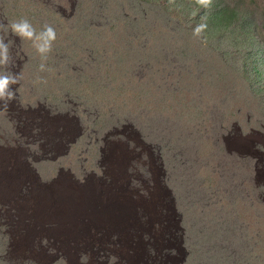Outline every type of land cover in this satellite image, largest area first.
<instances>
[{"label": "rangeland", "instance_id": "rangeland-1", "mask_svg": "<svg viewBox=\"0 0 264 264\" xmlns=\"http://www.w3.org/2000/svg\"><path fill=\"white\" fill-rule=\"evenodd\" d=\"M21 19L56 40L0 28V264H264V0H0Z\"/></svg>", "mask_w": 264, "mask_h": 264}, {"label": "clouds", "instance_id": "clouds-1", "mask_svg": "<svg viewBox=\"0 0 264 264\" xmlns=\"http://www.w3.org/2000/svg\"><path fill=\"white\" fill-rule=\"evenodd\" d=\"M197 3L203 7H210L212 0H197ZM22 40L33 42V46L41 55L43 60H47V55L52 51L53 42L56 40V31L50 25H45L44 29L37 33L36 29L27 19L13 21L9 26L0 25L5 32L8 29ZM200 29H197V32ZM10 63L9 46L4 42V38L0 37V65L7 66ZM40 70H45V65H40ZM20 81V77L14 74H0V100L3 101V107L8 108L9 104L15 99V90L11 85H16Z\"/></svg>", "mask_w": 264, "mask_h": 264}, {"label": "bare ground", "instance_id": "bare-ground-1", "mask_svg": "<svg viewBox=\"0 0 264 264\" xmlns=\"http://www.w3.org/2000/svg\"><path fill=\"white\" fill-rule=\"evenodd\" d=\"M247 137V136H246ZM25 155H26V153H25ZM29 156V155H28ZM34 156V155H33ZM32 157V156H31ZM264 185V184H263ZM255 186H257V185H255Z\"/></svg>", "mask_w": 264, "mask_h": 264}]
</instances>
